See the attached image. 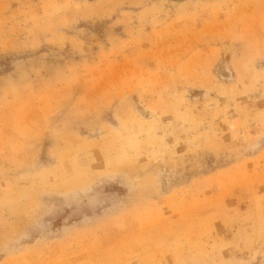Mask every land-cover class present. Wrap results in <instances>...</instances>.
<instances>
[{
  "label": "rangeland",
  "instance_id": "rangeland-1",
  "mask_svg": "<svg viewBox=\"0 0 264 264\" xmlns=\"http://www.w3.org/2000/svg\"><path fill=\"white\" fill-rule=\"evenodd\" d=\"M0 264H264V0H0Z\"/></svg>",
  "mask_w": 264,
  "mask_h": 264
}]
</instances>
